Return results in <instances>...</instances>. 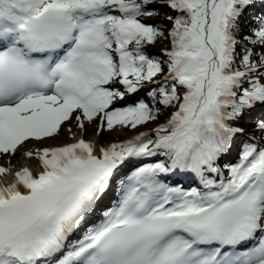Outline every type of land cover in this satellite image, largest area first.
<instances>
[{
	"label": "snow or ice",
	"instance_id": "1",
	"mask_svg": "<svg viewBox=\"0 0 264 264\" xmlns=\"http://www.w3.org/2000/svg\"><path fill=\"white\" fill-rule=\"evenodd\" d=\"M3 157L0 264H264V0H0Z\"/></svg>",
	"mask_w": 264,
	"mask_h": 264
},
{
	"label": "rangeland",
	"instance_id": "2",
	"mask_svg": "<svg viewBox=\"0 0 264 264\" xmlns=\"http://www.w3.org/2000/svg\"><path fill=\"white\" fill-rule=\"evenodd\" d=\"M169 47H170V44L167 41H161L158 44H156L155 47H153L152 49H155V50H157V51L162 53V49H166V48H169ZM143 94H144V92L141 93V98H143ZM169 116H170V114L167 115L166 117H164L163 119H161L160 121L157 120L155 122H151V123H149L147 125L139 127L136 130L120 129L119 126H118L117 129H115V130L105 131V133L103 135H102V133L97 135V133L95 131V125H93L92 127H90L88 129V132L84 136L86 138L92 139V140H96V138H98V139L99 138H102V139L105 138V139L108 140V142H110L112 140H121L126 135V133H127L126 136H128V135H132L134 133H137L138 131H150L156 125L164 123ZM256 119H257V116L254 115V114L248 115V116L245 117V119L243 121V124H244V126L246 128V135L247 136H249V135L252 136L253 135V129H252L251 126H252V124L254 123V121ZM67 127H68L67 123L65 125H63L61 133L58 136H56L55 138L46 139L39 145L28 143L25 147H22L21 149H19L17 154L14 157H12V164L17 169L20 168V167L25 166L27 164V159L22 156V153L25 150H27L28 148L40 147V146L50 147V146H53V144H56L55 146H58V145H62V144L67 143V142H71V139L66 134ZM77 134L79 135V133H77ZM257 137H258V134L255 135V138H257ZM7 159H8L7 157L0 158L1 164L7 165Z\"/></svg>",
	"mask_w": 264,
	"mask_h": 264
},
{
	"label": "trees",
	"instance_id": "3",
	"mask_svg": "<svg viewBox=\"0 0 264 264\" xmlns=\"http://www.w3.org/2000/svg\"><path fill=\"white\" fill-rule=\"evenodd\" d=\"M165 11H167V10H165ZM259 11V9H253L252 10V12L253 13H255V12H258ZM172 15H176V13H174V12H172L171 13ZM168 27H170V25H168ZM153 55H157V56H160V54H155V53H153V52H151ZM170 110H175L174 108H167V109H162V111H161V114L160 115H168L169 113H170ZM159 117H161V116H159ZM103 135V134H102Z\"/></svg>",
	"mask_w": 264,
	"mask_h": 264
},
{
	"label": "bare ground",
	"instance_id": "4",
	"mask_svg": "<svg viewBox=\"0 0 264 264\" xmlns=\"http://www.w3.org/2000/svg\"><path fill=\"white\" fill-rule=\"evenodd\" d=\"M105 133V131L104 132H102V134H104ZM117 133V132H116ZM100 139H102V138H96V140H97V142L100 140ZM234 151V153H236V151H235V149L233 150ZM26 163V162H25ZM25 166H31V167H34L35 166V161H32V160H28L27 159V165H25Z\"/></svg>",
	"mask_w": 264,
	"mask_h": 264
}]
</instances>
